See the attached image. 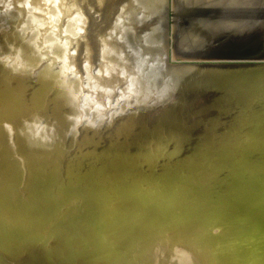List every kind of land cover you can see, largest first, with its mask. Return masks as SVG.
Listing matches in <instances>:
<instances>
[{"label": "bare ground", "instance_id": "1", "mask_svg": "<svg viewBox=\"0 0 264 264\" xmlns=\"http://www.w3.org/2000/svg\"><path fill=\"white\" fill-rule=\"evenodd\" d=\"M234 16L0 0V264H264V38Z\"/></svg>", "mask_w": 264, "mask_h": 264}, {"label": "water", "instance_id": "2", "mask_svg": "<svg viewBox=\"0 0 264 264\" xmlns=\"http://www.w3.org/2000/svg\"><path fill=\"white\" fill-rule=\"evenodd\" d=\"M242 1L243 0H240V3H238L237 0H234L233 2H231V0H222L225 9L231 10L233 16L235 15L232 21L238 23L237 27H239L240 32H244L245 34L256 33L255 35H257V38H264V0H262L260 11L249 9L246 4H241ZM166 16L167 18L172 17V12L169 10V7L166 8L165 17ZM210 60L222 59L214 58Z\"/></svg>", "mask_w": 264, "mask_h": 264}, {"label": "rangeland", "instance_id": "3", "mask_svg": "<svg viewBox=\"0 0 264 264\" xmlns=\"http://www.w3.org/2000/svg\"><path fill=\"white\" fill-rule=\"evenodd\" d=\"M246 3V2H245ZM247 3H248V5H247V7L249 8V9H252V10H259L260 11V9H261V6H262V0H247ZM257 29H259V28H257ZM257 31H259V30H257ZM197 59H201V58H197ZM204 59V58H203ZM206 59V58H205Z\"/></svg>", "mask_w": 264, "mask_h": 264}]
</instances>
